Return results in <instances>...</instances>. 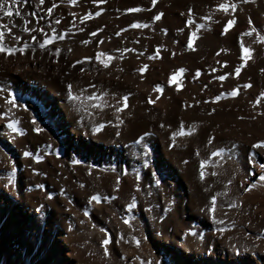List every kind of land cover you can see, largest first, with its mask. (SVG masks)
Here are the masks:
<instances>
[{
  "label": "bare ground",
  "instance_id": "bare-ground-1",
  "mask_svg": "<svg viewBox=\"0 0 264 264\" xmlns=\"http://www.w3.org/2000/svg\"><path fill=\"white\" fill-rule=\"evenodd\" d=\"M138 1L144 3L107 0L110 13L96 24L106 32L122 28L134 19L125 8ZM254 1L158 0L143 15L136 13V18H144L158 11L162 17L138 47L151 51L157 46L158 52L165 47L164 59L149 64L144 56L110 58L103 61L107 67L89 48L67 52L56 39L39 47L54 18L68 20V0H44L41 6L20 0L23 19L29 20L24 27L20 18L0 14V24L11 30L5 32L3 44L16 49L0 53V264H264V149L252 147L264 140V98L259 99L264 41L254 34L264 23V0ZM89 2L83 0L82 12ZM220 2L237 4V28H222ZM189 10L197 11L199 23L209 26L202 32L200 57L189 54L185 45L183 23H189L184 21ZM255 38L263 42L261 47ZM245 42L256 48L240 82L252 87L239 98L218 102L220 92L234 83L225 78L228 83L218 84L220 67L213 65L221 54L228 61L224 71L235 69L245 56L238 53ZM143 64L148 73L138 77L136 70ZM178 66L187 71L184 88L173 91L170 86L155 96L156 86L166 87L169 73ZM10 90L20 96L12 97ZM69 92L77 99H69ZM92 96L96 99H89ZM9 122H15L18 132ZM98 126L100 131H94ZM189 126L195 130L190 132ZM181 128L186 134L174 135ZM201 161H206L203 179ZM93 195L99 203L90 200ZM83 235L93 239L78 243L75 239ZM143 240L156 257L141 253Z\"/></svg>",
  "mask_w": 264,
  "mask_h": 264
},
{
  "label": "rangeland",
  "instance_id": "rangeland-1",
  "mask_svg": "<svg viewBox=\"0 0 264 264\" xmlns=\"http://www.w3.org/2000/svg\"><path fill=\"white\" fill-rule=\"evenodd\" d=\"M69 1V0H68ZM76 1V0H75ZM80 1V0H79ZM97 1V2H96ZM106 1V2H105ZM144 1V3H147V5H146V7L143 5L144 3H142L141 1L139 2H136V3H133L132 5H130V6H127L125 9H131L133 6H134V8H141L140 10H142V12L141 11H135V12H129V11H127V10H125V13L127 14V12H128V16H131L132 15V17L134 18V19H132L131 21H129L128 23H126V24H124L123 26H122V28H124L123 30V32L121 31V29L122 28H120V27H118V28H116L113 32H106V31H104V29H103V27L101 26V25H98V24H96V23H98L100 20L102 21L103 19H106L107 17H108V15H109V11H110V9L106 6L105 7V5H107V0H104V2H103V4L101 3V2H99V0H95V1H93V0H90V2H89V9H85V10H83V12H82V10H81V6H82V4H83V0H81L80 2L81 3H79L78 2V0L75 2V3H77L76 5H75V3L73 4V3H69V5L67 4V9H68V16L70 17H68V20L67 21H65V19H55L54 18V20L55 21H52V22H54V23H52L51 22V27H49V29H48V31L46 32V38L48 37V38H51L52 40L54 39H58L57 41L55 40V42L56 43H58L59 45L58 46H60L61 48H63L64 50H65V48H66V50L65 51H67V52H71V51H73L74 49H92L93 51V53H95V55L98 57V54H99V57H98V59L100 60V62H102V61H107L108 59H112L113 58V60H118V59H123L124 57H139V58H143V56H144V58H145V60L149 63V64H156V63H160L163 59H164V57H165V47H161L162 49H159L160 51L158 52V47L157 46H154V47H152V50L151 51H145V50H142L141 48H139L140 46H141V41H143L145 38H149V35L150 34H152L154 31V28L158 25V22L162 19V17L161 16H159L160 18V20L159 19H154V17H156L155 16V14H157L158 15V11L157 12H155L154 11V13H150V14H148V16H146V17H144V18H136V17H138L139 15L141 16V15H143V13H144V11L146 10V9H151V7L152 8H154V6L156 5V3H157V1H156V3L155 4H153L152 3V1H150V0H143ZM254 1V0H253ZM33 2H34V4L35 5H38V6H41L40 4H38V2H37V0H33ZM96 2V3H95ZM255 2V1H254ZM150 3H152L151 5H150ZM220 3H222V2H220ZM223 3H231V4H229V5H232L233 4V2H223ZM72 4H73V6H72ZM97 4V5H96ZM100 4H101V6H100ZM227 4V5H228ZM234 4H236V3H234ZM233 4V5H234ZM23 7H22V6ZM43 5V4H42ZM103 5V6H102ZM135 5H137L136 7H135ZM142 7H141V6ZM24 4H22V2H20V0H17V6L16 7H14L13 8V11L15 12V11H18L19 13H20V15L19 16H16V15H14L15 16V19H18L19 20V18H20V20L22 21V25H23V27L24 26H27V25H29V20L28 19H23V17H24V15H25V9H24ZM74 6H76V7H74ZM236 8L234 9V8H232V7H229V10L227 11L228 13H226V11L224 12L223 10H218L219 8H217V11H218V13L221 15V16H223L224 18H225V20L223 21V26H222V28L224 29L225 28V25L228 23V21L230 20V19H233V23L236 25H234L233 23H232V25H230L229 26V28H228V31L229 30H232V29H235V28H237V26H238V24H239V22H237L238 20H237V17L235 16L236 15V11H237V8H238V6H237V4L236 5H234ZM20 9H19V8ZM22 7V8H21ZM73 9H72V8ZM78 7V8H77ZM93 7V8H92ZM77 8V9H76ZM97 8V9H96ZM134 8H132V9H134ZM17 9V10H16ZM76 10V12H75V10ZM87 10V11H86ZM106 12H105V11ZM234 12H233V11ZM77 11H80V12H77ZM88 13V15H87V13ZM93 11V12H92ZM94 11H96V12H99V17H97V15H96V12L94 13ZM104 11V12H103ZM24 12V13H23ZM71 12V13H70ZM102 12V13H101ZM189 12H190V14H189ZM226 13L225 15H223L224 13ZM76 13H77V15H76ZM84 13V14H83ZM105 13V14H104ZM136 13H137V15L138 16H136ZM194 14V15H193ZM30 20L31 19H33L34 17H33V15L30 13ZM73 15V16H72ZM80 16V18H78L79 16ZM88 16V17H91V16H96L95 18L94 17H92V18H88V19H83V21H82V17H85V16ZM195 15H196V17H195ZM234 15V16H233ZM75 16V17H74ZM107 16V17H106ZM189 16H193V17H191V19H192V21L191 22H189L190 21V17ZM71 17H72V19H71ZM236 17V18H235ZM97 18V19H96ZM228 18H230V19H228ZM75 19V20H74ZM147 19V20H146ZM149 19V20H148ZM188 19V20H187ZM187 19H185L184 21H186V22H189L188 24H186L185 22L183 23V25H184V27H185V29L187 30V32H186V37H185V45H187V43H188V45H189V42H188V40H189V37H190V35L193 37V39L191 40V43L193 44L192 45V47H191V51H188L189 50V48L188 47H186V49H187V52L189 53V54H191L192 56H196V57H200V55H201V51H203V49L201 48L202 47V45H201V43H200V41H201V36H202V32L204 31V29H206V30H208L209 29V26L206 28L205 27V25L203 24V22H201V24L199 23L200 21V19L198 18V15H197V11L195 12V11H193V10H189L188 11V18ZM198 19V20H197ZM56 20H58L59 22L57 23V21ZM73 20H74V22H73ZM76 20H77V22H76ZM78 20L81 22L80 23V25H79V27H77L78 26ZM84 20H88V21H84ZM94 20V21H93ZM138 22L137 20H139V24H142V25H148V26H146V29L148 28L149 30H146L145 29V27L143 28V27H139L138 29L137 28H134V27H130L129 25L131 24H135L136 22ZM141 20V21H140ZM151 20V21H150ZM64 21V22H63ZM71 23H70V22ZM93 21V22H92ZM135 22V23H133V22ZM142 21H144V22H142ZM149 21V22H148ZM157 23H155V22ZM67 22V23H66ZM85 22H86V24H85ZM88 22H90V24L88 23ZM197 24H196V23ZM72 23H75V25L74 24H72ZM76 23H77V25H76ZM88 23V24H87ZM130 23V24H129ZM137 23V24H138ZM145 23V24H144ZM147 23V24H146ZM153 25V26H151V24ZM153 23H155V24H153ZM160 23V22H159ZM193 23H195V25L193 24ZM30 24H32V21H30ZM52 24H54V25H52ZM84 24V25H83ZM94 24V25H93ZM128 24V25H127ZM186 24V25H185ZM200 24V25H199ZM203 24V25H202ZM72 25H74L73 27H71ZM90 26V27H88V26ZM92 25V26H91ZM156 25V26H155ZM252 25L253 26H255L254 25V22L252 23ZM262 26L261 27H258V29L256 30L255 29V31H254V34L255 33H257V34H255V36H256V38H258L257 36H260L258 39L259 40H262V41H264V27H263V25H264V23H262L261 24ZM66 26V27H65ZM76 26V27H75ZM81 26V27H80ZM127 26V27H126ZM190 26V29H192V34H191V30L190 31H188L189 29H188V27ZM194 26H195V29L197 30V32H196V30L194 29ZM196 26H199L198 28H200V29H203V30H199ZM57 27V28H56ZM69 27V28H68ZM74 27H75V29H74ZM126 27V28H125ZM150 27V28H149ZM53 28H54V30H53ZM65 28H66V30H65ZM77 28H79V30L77 29ZM142 28H143V30H142ZM253 28V27H252ZM50 29H51V31H50ZM56 29V30H55ZM136 29V30H135ZM140 29V30H139ZM60 30V31H59ZM61 30H63V31H61ZM65 30V31H64ZM78 30V31H77ZM93 30L95 31V32H97L95 35H92V33L91 32H93ZM97 30V31H96ZM102 30H103V32H102ZM134 30V31H133ZM260 30V31H259ZM50 31V32H49ZM56 33H54V32ZM57 31V32H56ZM76 31V32H75ZM85 31V32H84ZM88 31V32H87ZM116 31L119 33V35H117V33H116ZM127 31V32H126ZM146 31V32H145ZM195 31V32H194ZM199 31V32H198ZM59 32V33H58ZM79 32V33H78ZM83 32V33H82ZM94 32V33H95ZM122 32V33H121ZM125 32V33H124ZM130 32V33H129ZM140 32V33H139ZM70 33V34H69ZM82 33V34H81ZM86 33V34H85ZM102 33V34H101ZM106 33V34H105ZM116 33V34H115ZM125 35H124V34ZM134 33H135V35H134ZM145 33V34H144ZM196 33V34H195ZM198 33V34H197ZM201 33V34H200ZM54 34V35H53ZM63 34H64V36H63ZM65 34H66V37L68 38H70L69 40L65 37ZM85 36H84V35ZM140 36H139V35ZM144 34V35H143ZM195 34V35H194ZM83 36V37H81V36ZM102 35H104V36H102ZM128 35V36H127ZM143 35V36H142ZM189 35V36H188ZM263 35V36H262ZM63 37L62 39L60 38V40H59V38L58 37ZM73 36V37H72ZM92 36V37H91ZM106 36H107V38H106ZM112 36V37H111ZM118 36V37H117ZM124 38H123V37ZM146 36V37H145ZM148 36V37H147ZM82 39H81V38ZM84 37H85V39H84ZM113 37H114V39H113ZM262 37V38H261ZM75 38V39H74ZM92 38V41L91 40H89V39H91ZM97 38V39H96ZM129 38V39H128ZM187 38H188V40H187ZM195 38H196V40L198 41H196L195 40ZM255 38V40H256V43H257V47L259 48V47H261V45L263 44V42L262 41H260L259 42V40L258 39H256ZM64 39V40H63ZM67 39V40H66ZM78 39H79V41H78ZM101 39V40H100ZM103 39V40H102ZM107 39V40H106ZM116 39L118 40V43L116 44L115 42H116ZM135 39V40H134ZM138 39H139V41H138ZM200 39V40H199ZM86 41V42H84V41ZM88 40V41H87ZM126 40H127V42H126ZM186 40H187V42H186ZM60 41H63V42H61V43H59ZM71 41V42H70ZM76 41V42H75ZM83 41V42H82ZM95 41H97V42H95ZM100 41V42H99ZM134 41H136L135 43H134ZM74 42V43H73ZM78 42H82V43H78ZM102 42H104V44L102 43ZM122 42V43H121ZM138 42H140L139 44H138ZM262 42V43H261ZM66 43V44H65ZM70 43V44H69ZM88 43V44H87ZM98 43V44H97ZM119 43H121V44H119ZM198 43V44H197ZM200 43V44H199ZM249 43V42H245V43H243V44H241V46H243V48H248V50H251L250 51V53H244L241 49H242V47L240 46V50L238 51V53H242V54H244L245 56H243L242 54H241V56H243L242 58H241V56H240V54H239V61L237 62V64H236V68L239 66V65H241V64H243L245 67L243 68H241V70L242 71H240L239 73H236L234 70L236 69H232V70H230L229 71V73H231V74H229L228 73V71H224V70H226V68H227V65H228V61H226V60H224L223 58H222V56H221V54H218V58H217V61L218 62H216L214 65H213V67H215L216 69L218 68V67H220V68H218V70H219V72L222 74L223 73V75H221L220 73V75L218 74V76L217 77H219V76H223L224 77V79L223 80H221L220 81V79H216V82L218 83V84H220L221 86L222 85H224V84H226V83H228L229 81H231V82H233L234 83V86L232 87V88H230V89H228V90H222L220 93H224V95L223 96H221V98L219 99V100H217L216 99V101H218V102H224V101H226L225 100V98H228L227 100H232V97H231V95H229L228 93H230L233 89H235L237 92H236V95L234 96L235 98H233V99H236V98H239L241 95H242V93L245 91V90H249L252 86H251V84H249L248 82H246V84L245 85H247L248 84V87H247V89H246V87H245V85L243 84V83H241L240 82V77H241V74L242 73H244V72H246L247 70H248V68L250 67V65H251V63H252V61H253V58L252 57H254L253 55H254V52H255V48H256V46H254L255 44L253 43V42H250L248 45L247 44ZM253 45H252V44ZM260 45H259V44ZM74 44V45H73ZM76 44H78V45H76ZM94 44V45H93ZM106 44H107V46H106ZM119 44V45H118ZM125 44V45H124ZM127 44V45H126ZM195 44V45H194ZM68 45H69V47H68ZM71 45V46H70ZM92 45V46H91ZM97 45V46H96ZM103 45V46H102ZM110 45L112 46V47H110ZM114 45V46H113ZM140 45V46H139ZM198 45V46H197ZM67 46V47H66ZM74 46V47H73ZM77 46V47H76ZM81 46V47H80ZM83 46H85V47H83ZM117 46H119V47H117ZM125 46V47H124ZM139 46V47H138ZM194 46H197V47H195L194 48ZM254 47V49H253V47ZM70 47H72L71 49H70ZM76 47V48H75ZM104 47V48H103ZM114 47V48H113ZM132 47V48H131ZM135 47V48H134ZM157 47V48H156ZM252 47V48H251ZM68 48V49H67ZM95 48V49H94ZM101 48V50L99 51L98 49H100ZM118 48V49H117ZM156 50H154V49ZM160 48V47H159ZM200 48V49H199ZM245 48V49H246ZM250 48V49H249ZM70 49V50H69ZM108 49H111V51H109V54H106V53H108ZM113 49V50H112ZM128 49H129V51H128ZM133 49V50H132ZM139 50V51H135V50ZM141 49V50H140ZM195 49H197V51L196 52H193ZM69 50V51H68ZM105 50V51H104ZM118 50V51H117ZM120 50H121V52H120ZM154 50V51H153ZM193 50V51H192ZM200 50V51H199ZM103 51H104V53L106 54H104L103 53ZM112 51H113V53H114V51H115V55L117 56H115L113 53H112ZM132 53H131V52ZM144 51V52H143ZM242 51V52H241ZM119 52V53H118ZM125 52V53H124ZM129 52V53H128ZM156 52V53H155ZM192 52V53H191ZM200 52V53H199ZM111 53H112V55H111ZM137 53V54H136ZM139 53V54H138ZM147 53V54H146ZM163 53V54H162ZM253 53V54H252ZM127 54H129V56L127 55ZM134 54V55H133ZM148 54H149V56H148ZM197 54V55H196ZM251 54V58H249L250 55ZM137 55H139V56H137ZM147 55V56H146ZM153 56V60H150L149 59V57H152ZM157 55V56H156ZM141 56V57H140ZM161 56V57H160ZM148 57V58H147ZM245 57H247L248 59H249V61L251 60V62L249 63V61H248V59L247 58H245ZM117 58V59H116ZM158 58V59H157ZM220 58V59H219ZM154 59H155V62H154ZM243 59V62L244 63H242V60ZM244 60H247V61H244ZM149 61H151V63L149 62ZM240 61H241V63H240ZM240 63V64H239ZM245 63H247V64H245ZM145 65V66H144ZM220 65V66H219ZM246 65H248V66H246ZM142 66V65H141ZM141 66H139L138 68H137V70H136V72L137 73H135L138 77L140 76V77H145L146 75H147V73H148V65L147 64H143V67H141ZM146 66H147V70H146ZM141 68H144V73L142 74V72L143 71H139ZM222 68V69H221ZM177 69V70H176ZM184 69V70H183ZM184 71V73L182 72V71ZM173 71H174V74H173ZM171 73H169V80H167V82H166V84H165V86L166 87H161V88H159V89H162V90H159V91H156V93L154 94L155 96L156 95H158V93H160V92H162L163 90L164 91H166V89H168L170 86V90H173V91H175V90H182L183 88H184V86H185V83H186V78H187V71H186V69H185V67H183V66H178V68L176 67L174 70H173ZM147 72V73H146ZM232 72H235V73H232ZM241 73V74H240ZM185 74V75H184ZM198 74L199 75H201V72H198ZM225 74V75H224ZM234 74V75H233ZM237 74V75H236ZM142 75H144V76H142ZM235 75H236V77H235ZM239 75V76H238ZM231 76H232V78H231ZM233 76H234V78H233ZM228 77H230V78H228ZM237 77H238V79H237ZM175 78V79H174ZM177 78V79H176ZM225 78H227V81L228 82H226V79ZM233 79V80H232ZM178 81V84H177V82H175V81ZM225 81V82H224ZM236 81H239L240 82V84L242 85L241 87L243 88H241L240 87V84L238 85L237 84V82ZM224 82V83H223ZM175 83V84H174ZM223 83V84H222ZM237 84V85H236ZM251 86V87H250ZM181 88V89H180ZM227 93H226V92ZM229 91V92H228ZM240 92V93H239ZM262 92H264V88H263V90H262ZM240 94V95H239ZM227 97H226V96ZM228 95H229V97H228ZM238 95H239V97H238ZM220 96V95H219ZM223 97V98H222ZM262 98H264V96H261L260 95V100L262 99ZM224 99V100H223ZM260 102H262V104H263V102H264V99H262ZM93 239V236L92 235H90V236H88V235H83V236H81V237H77L75 240L79 243V242H81V243H83L84 241H86V240H92ZM90 245V244H89ZM140 251H141V253L144 255V256H147V257H149V258H154V257H156L155 256V249L154 248H152L149 244H148V241L147 240H143V241H141L140 242ZM110 264H117L116 262H111Z\"/></svg>",
  "mask_w": 264,
  "mask_h": 264
},
{
  "label": "snow or ice",
  "instance_id": "snow-or-ice-1",
  "mask_svg": "<svg viewBox=\"0 0 264 264\" xmlns=\"http://www.w3.org/2000/svg\"><path fill=\"white\" fill-rule=\"evenodd\" d=\"M37 2H38V4H43L44 0H37ZM74 2H75V0H69V3H74ZM99 2L103 3L104 0H99ZM152 3L155 4V3H156V0H152ZM16 6H17V0H0V14H2L5 18H9V17H12V16H14V15L19 16L20 13H19L18 11H15V12L13 11V8L16 7ZM55 7H56L55 4H53L51 7H49V8L47 9L48 13L51 14L52 10H53ZM217 7H218L220 10L228 11L229 7L234 8L235 6H234V5H227V4H225V3H221V4L217 5ZM127 11H129V12H135V11H140V9H139V8H134V9H128ZM96 15H99V12H97ZM88 18H89L88 16H85V17H83L82 19H88ZM159 18H160L159 15H157L156 17H154V19H159ZM58 22H59V21H57V23H58ZM189 22H190V21H189ZM232 23H233V19H230V20L228 21V23L225 25L224 31H227L228 28H229V26H230ZM130 27L139 28V27H145V25H142V24H132V25H130ZM197 27H199V26H197ZM0 28L3 29V31H0V53H3L4 55H9V54L14 53V52L16 51V49H15L14 47H7V48H6V47L4 46V44H3L4 34H5V32H10L11 30H10L9 28L5 27V26L2 25V24H0ZM27 30H28V29H25V31H27ZM121 31H123V29H122ZM253 31H254V30H253ZM243 34H244V35H250L251 33L245 32V33H243ZM92 35H95V33H92ZM117 35H119V33H117ZM32 38L35 39V37H32ZM59 38L62 39L63 37L61 36V37H59ZM14 39H17V40H18V39H20V37H19V36H15ZM192 39H193V37L190 35V37H189V41H190V42H189V45H188L189 48H191V46H192V45H191V40H192ZM49 43H51V38H46V39L44 40V42L41 43V44L39 45V47H40V48H44L45 45H47V44H49ZM241 47H242V51H243L244 53H250V50L243 48V46H241ZM19 51L22 53V52H23V48H20ZM57 51H59V49H57ZM98 57H99V54H98ZM152 58H153V57H149V59H152ZM245 58H247V57H245ZM102 63H104V62L102 61ZM104 66L107 67V64L104 63ZM243 66H244L243 64L239 65V66L235 69V72H236V73H239L240 70H241V68H242ZM140 71H144V68H141ZM181 71H182V70H181ZM217 79L223 80L224 77H223V76H219V77H217ZM245 87H248V85H245ZM155 90H156V91H159V90H160V89H159V86H156ZM228 94L231 95V96H235V95H236V90L233 89V90H232L230 93H228ZM223 95H224V93H221V94H220V96H223ZM260 95H261V96H264V92H261ZM220 96H217L216 99L219 100V99H220ZM69 99H73V100H74V99H77V97L73 96L72 93L69 92ZM89 99H96V97H95V96H92V97H89ZM124 99H126V98H124ZM149 103H152V101L150 100ZM93 106H94V107H99V106H101V105H93ZM120 110H121V109H120L119 107L116 109V111H120ZM8 127H9L12 131H14V132H18V130H17L16 127H15V122H9ZM100 127H102V126L95 127L93 130L98 132V131H100ZM36 130L39 131V129H36ZM194 130H195V129H194L192 126H189V131H190V132H191V131H194ZM185 134H186V133L184 132L183 128H181V130H180L179 132L175 133L174 135H185ZM137 143H139V141H137ZM252 147H253V148H262V149H264V140L259 141V142L256 143V144H253ZM24 155H25V156H28L29 153L25 152ZM212 155H213V156H217V155H219V152H213ZM34 159H35V158H34ZM73 163H77V161H73ZM205 164H206V161H201V163H200V168H201L200 178H201V179L204 178V172H203V169H204V167H205ZM261 167L264 168V165H261ZM260 179H261V180H264V176H261ZM250 187H252V185H249V187L245 188L244 191H248ZM90 200H92V201H96L97 203L100 202L99 197L96 196V195L91 196V197H90ZM213 200H215L214 197H213ZM133 206H134V205H131V204L129 205V207H133ZM208 211L211 213V212L213 211V209H212V208H209ZM124 223L127 224L128 221L125 220ZM101 231H103V229H101ZM221 231H223V229H221ZM102 244H104V245L108 244V240H107V239L103 240V241H102ZM107 254H108L107 251H105V255H107Z\"/></svg>",
  "mask_w": 264,
  "mask_h": 264
}]
</instances>
